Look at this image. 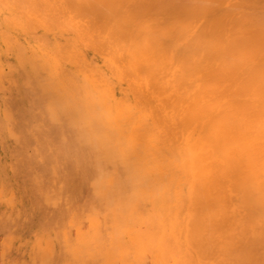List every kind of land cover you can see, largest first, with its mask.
<instances>
[{"label":"bare ground","instance_id":"6f19581e","mask_svg":"<svg viewBox=\"0 0 264 264\" xmlns=\"http://www.w3.org/2000/svg\"><path fill=\"white\" fill-rule=\"evenodd\" d=\"M37 7L53 115L85 124L92 109L144 146L148 173L174 190L178 264H264V0H0V66L16 81L39 70L19 41Z\"/></svg>","mask_w":264,"mask_h":264},{"label":"rangeland","instance_id":"374dc122","mask_svg":"<svg viewBox=\"0 0 264 264\" xmlns=\"http://www.w3.org/2000/svg\"><path fill=\"white\" fill-rule=\"evenodd\" d=\"M37 9L40 21L27 33L22 29L19 41L39 70L21 69L24 79L16 81L12 64L0 66V264H178V226L172 231L168 218L174 190L164 188L158 173H148L144 146L131 142L117 121H96L92 109L80 119L87 126L53 115L42 65L50 38L47 13ZM8 21L11 26L15 20Z\"/></svg>","mask_w":264,"mask_h":264}]
</instances>
